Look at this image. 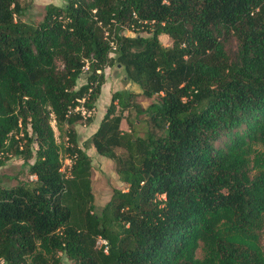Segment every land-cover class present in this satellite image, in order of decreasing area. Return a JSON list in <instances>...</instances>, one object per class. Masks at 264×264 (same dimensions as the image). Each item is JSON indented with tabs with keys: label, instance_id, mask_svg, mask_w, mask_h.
<instances>
[{
	"label": "trees",
	"instance_id": "1",
	"mask_svg": "<svg viewBox=\"0 0 264 264\" xmlns=\"http://www.w3.org/2000/svg\"><path fill=\"white\" fill-rule=\"evenodd\" d=\"M23 12L0 0V167L20 158L36 179L0 186V264H264V0H67L31 23ZM114 63L158 100L112 95L91 141L128 190L97 214L74 126L92 122ZM129 110L148 117L144 133Z\"/></svg>",
	"mask_w": 264,
	"mask_h": 264
},
{
	"label": "rangeland",
	"instance_id": "2",
	"mask_svg": "<svg viewBox=\"0 0 264 264\" xmlns=\"http://www.w3.org/2000/svg\"><path fill=\"white\" fill-rule=\"evenodd\" d=\"M24 6V12L19 17L22 22L31 23L42 21L46 14V8L50 4L57 6H64L67 0H21ZM140 32V31H139ZM124 35L136 36L135 32L128 29L124 30ZM141 35H147L145 32H140ZM160 40L165 46H172V39L166 35L160 36ZM238 50V42L235 38L228 39L226 42V51L230 58H235V54ZM114 55H112L113 57ZM106 76V83L103 86L102 94L96 103L95 109L89 114L92 116V122L84 120L74 126L75 131L79 136V145L83 148L92 160V192L94 195V211L100 214L104 206L111 200L115 189L127 191L128 185L120 180L119 175L116 172V165L113 160L100 156L91 141L93 134L98 130L107 109L111 103L112 95L121 90H129L136 94L137 102L143 108H148L153 102L158 100V97L147 98L142 94L140 87L130 82L125 77L124 69L118 64L114 63L111 66H107L104 70ZM84 82V78L80 80V84ZM119 112V109H117ZM124 117L131 121L142 120L141 132L144 133L149 128L148 117L146 115L136 116L135 110H129L124 112ZM124 119L121 124V128L125 131H130L128 122ZM56 132V137L60 143L62 140L59 138V132L53 124ZM141 133V134H142ZM223 143V142H220ZM122 153L121 150L118 151ZM71 161L65 159L63 170L66 174L69 173ZM36 178L29 173L28 166L23 159L11 158L6 165L0 167V186L14 187L22 182L29 180H35ZM264 246V237L262 239ZM198 258H203V252L201 250L197 253Z\"/></svg>",
	"mask_w": 264,
	"mask_h": 264
},
{
	"label": "built area",
	"instance_id": "3",
	"mask_svg": "<svg viewBox=\"0 0 264 264\" xmlns=\"http://www.w3.org/2000/svg\"><path fill=\"white\" fill-rule=\"evenodd\" d=\"M99 244H106V242L100 239Z\"/></svg>",
	"mask_w": 264,
	"mask_h": 264
}]
</instances>
